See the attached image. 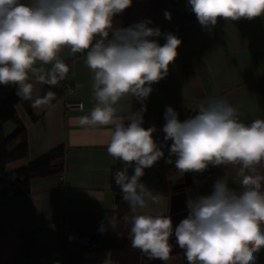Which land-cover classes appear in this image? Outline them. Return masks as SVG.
<instances>
[{"label":"clouds","instance_id":"9594fccd","mask_svg":"<svg viewBox=\"0 0 264 264\" xmlns=\"http://www.w3.org/2000/svg\"><path fill=\"white\" fill-rule=\"evenodd\" d=\"M132 2L0 0V84L15 85L18 97L32 100L30 78L56 86L69 73L61 52H86L96 103L89 115L77 119L82 127L114 126L107 152L123 163L113 178L130 209L122 220L130 226L131 247L149 261H168L174 235L189 264H256V254L264 249V175L257 172V166L264 164V119L246 124L240 107L224 97L204 99L196 105L197 114L183 122L174 108L166 107L162 130L164 140L172 141L166 162L173 163L175 157V168L182 174L203 172L209 165H231L242 191L237 193L226 179H217L211 195L187 201V218L175 228L170 216L150 208L160 203V196L141 177L164 152L153 138L156 128L143 127V101L152 84L168 75L182 41L150 27V19L114 26V17ZM188 5L206 28L215 26L218 18L237 21L264 16V0H188ZM164 16L172 19L169 11ZM162 35L166 42L161 46L152 38ZM44 65L51 68L46 70ZM129 96L142 107L121 115L120 102ZM54 98L49 90L34 99L33 107L48 105ZM99 231H106L103 222Z\"/></svg>","mask_w":264,"mask_h":264},{"label":"crops","instance_id":"0c3cea01","mask_svg":"<svg viewBox=\"0 0 264 264\" xmlns=\"http://www.w3.org/2000/svg\"><path fill=\"white\" fill-rule=\"evenodd\" d=\"M165 11L171 13L170 21L164 16ZM145 19H150L149 26L154 28L178 24L177 38L182 41L168 75L152 84L149 96L196 110L204 99L218 95L240 107L241 119L246 124L264 119V16L237 21L218 18L215 26L203 31L188 0H133L129 8L114 17V26L128 27ZM152 39L161 46L166 42L164 37ZM60 58L68 65L69 73L56 90L30 78L34 83L33 99L16 105L26 129L27 155L11 161L6 169L22 166L62 145L66 185L55 192L59 181L57 174H51L31 179L27 193L0 194V264H61L62 260L67 264H112V246L119 251L118 264H185L184 250L174 235L169 241L173 246L169 260L149 261L140 250L131 247L128 232L117 231L116 221L110 215L117 196L109 181L117 160L107 152L114 126L79 125L77 118L89 115L96 103L91 88L92 73L85 63L86 52L72 54L64 49ZM43 67L49 70L51 65ZM66 83L72 86V92L63 91ZM49 90L55 93V98L48 105L34 108V99ZM63 98L81 100L83 108L67 109ZM133 99L129 96L120 102L124 109L121 115L133 111ZM14 127V122L6 121L5 133ZM218 167L222 173L217 179H226L229 188L241 192L239 177L232 166ZM257 172L264 175V164L257 166ZM179 194L174 199L159 194L160 203L150 206L153 212L170 216L174 228L179 225L182 213L179 209L174 213L176 204L180 208L185 203L184 194ZM63 217L95 235H100L103 222L108 234L96 248H64L60 232ZM127 228L130 226L123 223L122 229Z\"/></svg>","mask_w":264,"mask_h":264},{"label":"trees","instance_id":"16d2710c","mask_svg":"<svg viewBox=\"0 0 264 264\" xmlns=\"http://www.w3.org/2000/svg\"><path fill=\"white\" fill-rule=\"evenodd\" d=\"M56 86L49 87L55 91ZM21 101L24 100L16 95L15 85L0 84V194L4 195L27 193L30 190L31 179L57 174L63 170L64 158L62 145L49 149L47 152L27 161L22 166L11 170L6 169L8 163L24 158L27 155L26 129L16 111V105ZM143 106H146V112L143 114V127L145 129L153 126L156 128V131L153 133V138L158 144L162 145L161 150L164 152V157L158 160L152 167L144 170L141 181L150 189L159 194L168 195L173 199L177 193L182 192L186 204L188 200L198 196L211 195L213 185L222 173L218 166L209 165L203 172H192L191 184L181 185L184 182V178L183 174L175 168V157H172L173 163L169 164L166 162L169 158L168 153L172 143L170 140H164L165 133L162 130L166 123L164 119L166 107L170 106L174 108L181 122L196 115L197 111L181 104L163 103L153 96H148L143 101ZM141 107V102L134 98L132 100L133 112L138 111ZM6 121H12L15 124V127L10 133H5L4 131V123ZM122 168L123 163L117 160V163L110 171V187L117 196L116 206L110 211V215L116 221L118 232H129L128 228L122 229L124 223L122 217L125 214H130V209L122 200L120 189L115 184L113 178V174ZM128 171L129 174H132L133 169L129 168ZM178 207L179 204H176L174 213H177L176 210H178ZM106 234H108L107 231L97 236L99 245L103 243L102 237ZM111 248L113 249L112 264H118L119 255L117 254H119V251H117L116 246H112ZM125 251L127 252V250ZM256 255V264H264V249H261Z\"/></svg>","mask_w":264,"mask_h":264},{"label":"built area","instance_id":"2783aa9c","mask_svg":"<svg viewBox=\"0 0 264 264\" xmlns=\"http://www.w3.org/2000/svg\"><path fill=\"white\" fill-rule=\"evenodd\" d=\"M201 30L207 31L211 28L201 26ZM162 33H172L175 36L179 35V25H171L166 28H160ZM160 37H164L163 35ZM64 92H72L73 88L69 83L63 85ZM64 107L67 109H81L83 108V102L81 100L73 101L67 100L63 98ZM58 177V185L55 189V192L62 190L65 188V181L63 171L57 173ZM60 232H61V245L64 248L79 250L82 248H96L99 244L98 235H95L89 231L82 230L78 228L75 224H73L67 217H63L60 221ZM61 264H67L66 261H61Z\"/></svg>","mask_w":264,"mask_h":264},{"label":"water","instance_id":"95a60500","mask_svg":"<svg viewBox=\"0 0 264 264\" xmlns=\"http://www.w3.org/2000/svg\"><path fill=\"white\" fill-rule=\"evenodd\" d=\"M184 182L181 185H190L192 182V172L183 173ZM183 205L178 209L182 211L181 213V220L187 218L188 211H187V204L182 203ZM185 264H189L187 259L185 258Z\"/></svg>","mask_w":264,"mask_h":264},{"label":"rangeland","instance_id":"374dc122","mask_svg":"<svg viewBox=\"0 0 264 264\" xmlns=\"http://www.w3.org/2000/svg\"><path fill=\"white\" fill-rule=\"evenodd\" d=\"M181 194H182V192L179 195H181Z\"/></svg>","mask_w":264,"mask_h":264},{"label":"flooded vegetation","instance_id":"af4514ba","mask_svg":"<svg viewBox=\"0 0 264 264\" xmlns=\"http://www.w3.org/2000/svg\"><path fill=\"white\" fill-rule=\"evenodd\" d=\"M180 206V205H179Z\"/></svg>","mask_w":264,"mask_h":264}]
</instances>
